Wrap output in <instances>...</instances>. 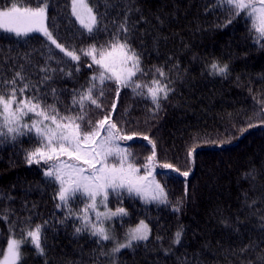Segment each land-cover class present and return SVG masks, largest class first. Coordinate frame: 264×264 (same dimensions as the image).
Wrapping results in <instances>:
<instances>
[{"label":"trees","instance_id":"obj_1","mask_svg":"<svg viewBox=\"0 0 264 264\" xmlns=\"http://www.w3.org/2000/svg\"><path fill=\"white\" fill-rule=\"evenodd\" d=\"M11 2L33 8L40 4L0 0V8ZM47 3L48 29L66 48H75L80 60L69 61L37 33L16 37L0 31V82L20 72L25 80L17 79V84H35L42 106L54 105L62 115L78 114L80 108L71 105L73 95L79 99L90 78L99 74L97 66L88 67L91 58L79 49L92 44L99 48L117 33L128 36L146 73L133 79L145 86L160 79L173 91L154 111L146 95L121 88L117 96L115 83L105 81L99 97L102 108L85 101L84 112L86 120L95 123L115 104L111 120L122 134L133 137L121 140V147L131 154L139 175H145V165L153 169L168 203H145L139 196L110 192L107 207H124L128 213L114 217L118 239L141 220L151 230L147 241L112 254V240L98 242L88 230L76 233L80 221L68 216L67 207H57L58 184L43 175L53 162H27V153L40 146L34 133L0 138V253L12 238L27 240V229L43 225L44 254L22 243L18 264H264V40L249 18L241 13L228 23V14L215 7V0H88L100 28L89 35L71 14V0ZM125 18L128 33L119 28ZM213 63L226 64L227 74H213ZM46 67L56 71L41 83ZM155 68H163L166 76L160 77ZM137 92L146 94L147 87ZM33 94L35 89L25 93ZM33 119L29 114L22 123ZM153 152L155 159L149 161ZM184 171H189L187 177L181 175ZM85 203L77 194L68 207L79 212ZM181 229V242L175 244Z\"/></svg>","mask_w":264,"mask_h":264},{"label":"snow or ice","instance_id":"obj_2","mask_svg":"<svg viewBox=\"0 0 264 264\" xmlns=\"http://www.w3.org/2000/svg\"><path fill=\"white\" fill-rule=\"evenodd\" d=\"M215 7L222 8L228 14V23L232 22V18L244 13L251 21V26L257 32L259 40H264V0H215ZM47 11V0H40V4L34 8L11 2L10 6L0 8V31L16 37H28L32 33H40L69 61L78 62L81 56L77 54V50L66 48L54 38L53 33L48 29ZM71 14L89 35L100 31L97 16L86 0H71ZM126 20L127 18H125V23L119 26L120 31L124 33L129 32ZM128 40V36L121 38L117 33L114 34L112 40L99 48L92 44L87 49H79L82 55L91 58L88 67L97 66L99 74L90 78L89 86L79 93V99L75 94L73 95L71 105L80 108V112L75 115H62L54 105L44 104L42 106V97L35 84L30 85L26 82L22 85L17 84V79L21 82L25 80L20 72H16L11 80L0 82V138L10 137L15 140L27 133H34L40 146L27 153V162L29 164H39L41 161L53 162L43 172V175L51 182L58 184L56 198L59 203L57 207H67L68 216H75L80 221L81 227L75 229L76 233L88 230L92 236L98 237V242L115 240L111 226H105L106 221L128 215L124 207H117L115 211L107 207L110 192L117 197H121L124 193L129 196H139L145 203H168L164 187L152 175L153 169L145 165V175H139L140 169L129 160L131 154L125 147H121L119 143L121 140H132L133 137L122 134L121 129L111 120V111L115 110V104L112 105L108 114L95 123L90 119L86 120L87 113L84 112L85 101L90 102V105L96 108H102L99 97L104 95L105 81L115 83L117 96L121 88H131L136 95H146L155 105L154 111L159 110L160 99L166 100L169 92L173 91L167 83L160 79H152L151 86L142 85L133 79L138 73L141 75L146 73L141 67L140 55ZM74 67L76 71H79L78 63ZM210 67L212 73L216 75L224 76L228 72L226 64L220 66L218 63H213ZM41 71L45 73L41 83H47L51 79L48 73L56 70L46 67ZM155 73L160 77L166 76L163 68H155ZM66 75L70 76L71 72ZM143 87H147L146 94L137 92V89ZM33 89H35V94L25 95ZM94 90H97L95 97L93 96ZM51 94L55 97L56 90L52 89ZM29 114H33L36 119H33L31 124L22 123L24 117ZM82 124H86L87 127H82ZM255 126L248 125L249 128ZM242 131H247V128ZM150 143L154 149V142ZM194 151L195 149L190 150L188 155L191 157ZM61 157H67V160ZM109 158H115V162L109 163ZM154 159L155 153L153 152L149 161ZM162 167L173 168L171 164H163ZM175 171L180 170L175 169ZM181 175L187 177L189 171H184ZM77 194L86 199L87 203L79 212H73L68 206ZM97 197L100 198L99 203L105 208L103 212L99 210ZM179 210V207L174 208V211L179 212ZM46 224L47 221H45ZM42 228L43 225H36L34 228L27 229L25 233L29 238L27 240H9L6 254L0 253L3 255L0 264H18L21 258L20 247L25 242L31 243L36 251L43 255ZM150 231L148 225L141 220L136 227L129 228L125 232V241L116 243L111 253H119L125 248L131 249L134 242L147 241ZM181 236L182 229L175 233L173 243L179 244Z\"/></svg>","mask_w":264,"mask_h":264},{"label":"rangeland","instance_id":"obj_3","mask_svg":"<svg viewBox=\"0 0 264 264\" xmlns=\"http://www.w3.org/2000/svg\"><path fill=\"white\" fill-rule=\"evenodd\" d=\"M86 2H87V4L89 5V3H88V0H86ZM90 7V6H89ZM75 17V16H74ZM78 21V20H77ZM79 22V21H78ZM46 25H47V22H46ZM38 35H40V36H42L43 37V35L42 34H40V33H37ZM110 209V208H109ZM100 211L101 212H103V211H105V208H104V206L103 207H100ZM113 211H115V210H113ZM113 220H114V218L111 220V221H106L105 222V226L106 227H109V226H111V230H112V233H113V235L115 236V240H112L113 241V244H114V246H115V244L116 243H123L124 241H125V237H124V239H118L117 238V236L115 235V233H114V231H113V229H112V223H113ZM145 222V221H144ZM147 225H148V223L147 222H145ZM138 225V224H137ZM136 225V226H137ZM136 226H134V227H136ZM134 227H132V228H134ZM148 227H149V225H148ZM150 228V227H149ZM150 236V235H149ZM12 239H14V238H12ZM6 252H7V248H6V250H5V253L4 254H6ZM3 260V257H2V259L0 260V261H2Z\"/></svg>","mask_w":264,"mask_h":264}]
</instances>
